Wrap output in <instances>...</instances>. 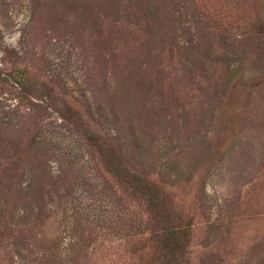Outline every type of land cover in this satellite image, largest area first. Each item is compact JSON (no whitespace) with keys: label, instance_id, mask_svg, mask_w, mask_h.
Segmentation results:
<instances>
[{"label":"rangeland","instance_id":"374dc122","mask_svg":"<svg viewBox=\"0 0 264 264\" xmlns=\"http://www.w3.org/2000/svg\"><path fill=\"white\" fill-rule=\"evenodd\" d=\"M159 1L148 23L134 0H0V82L18 57L35 84L21 107L0 85V118L20 107L30 126L18 137L28 128L49 151L37 184L64 173L52 220L64 253L77 226L101 264H130L144 244V206L97 173L61 118L71 107L131 143L165 189L172 219L192 228L183 264H264V0Z\"/></svg>","mask_w":264,"mask_h":264},{"label":"trees","instance_id":"16d2710c","mask_svg":"<svg viewBox=\"0 0 264 264\" xmlns=\"http://www.w3.org/2000/svg\"><path fill=\"white\" fill-rule=\"evenodd\" d=\"M134 1L138 3L144 20L148 23H160L163 4L159 0ZM15 61L17 74L11 72L6 79L1 80L0 85L15 89L16 93L13 94L17 95L21 107L25 98L27 101V95L31 96L29 93L34 83L33 80L28 83V78L32 77V71L28 67L25 66L22 70L18 68L22 67L21 58L16 57ZM20 107L0 118V140L3 143L0 144V149L4 150L0 154V264H22L27 261V257L24 256L27 251L34 259L25 264L105 262L89 252L92 245L88 243L92 242L85 240L84 235L78 233L80 226L73 229L71 243L66 246L67 253L61 251L63 232L57 230L53 232L52 220L56 215L53 209L56 201L57 208H62L61 201L69 197V193L62 190V184L66 179L63 173L48 191L46 187L37 184L39 177L37 178L36 172L43 169L49 158V151L41 139L38 141L35 136H27L28 128L24 130L26 136L22 134L20 138L18 137L24 127L30 126L29 123H24V118L28 115L21 113ZM61 118L63 123L71 125L83 135L91 155L94 153L98 155L97 173L103 176V172L112 184L126 192L127 199L136 200L145 208L144 216L139 220L137 234L138 240L144 244L140 248L141 254L137 251L127 253L136 257L127 256L130 264H135L133 263L135 259L139 264H183L186 249L189 248L188 243L192 239V228L172 219L171 209L167 208L165 189L141 175L138 170L141 161L134 158L135 152L131 143H124L119 140L120 138L103 139L94 133L83 122L81 114L71 107L67 108L66 116ZM93 160L95 161L94 157ZM30 247L33 249L29 251ZM142 252L145 257L142 256Z\"/></svg>","mask_w":264,"mask_h":264}]
</instances>
